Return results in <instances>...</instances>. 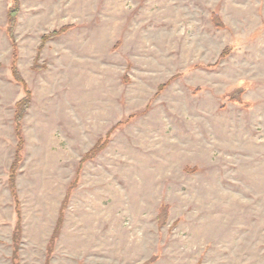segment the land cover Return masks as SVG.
Returning a JSON list of instances; mask_svg holds the SVG:
<instances>
[{
	"label": "rangeland",
	"instance_id": "rangeland-1",
	"mask_svg": "<svg viewBox=\"0 0 264 264\" xmlns=\"http://www.w3.org/2000/svg\"><path fill=\"white\" fill-rule=\"evenodd\" d=\"M0 264H264V0H0Z\"/></svg>",
	"mask_w": 264,
	"mask_h": 264
},
{
	"label": "trees",
	"instance_id": "trees-1",
	"mask_svg": "<svg viewBox=\"0 0 264 264\" xmlns=\"http://www.w3.org/2000/svg\"><path fill=\"white\" fill-rule=\"evenodd\" d=\"M17 11V10H16ZM16 11H13V13L11 14V11L9 12V15H8V26H7V32L9 34L10 37H12V32H13V26H14V15L16 14ZM213 19L215 20L216 22V25L217 26H220V24L218 23L217 21V16L216 14H214V17ZM69 26H65V27H62L60 28L59 30H56V31H52L51 33L49 34H46L42 37V40H41V43L39 45V50L43 47L45 41L49 38H52L54 36H57L59 35L60 33L64 32L66 29H68ZM13 42V46H14V40L12 41ZM15 56V55H14ZM15 57L13 58V66H12V72H13V77L15 80H17L19 83H21L23 85V80L22 78H20L19 76V73H18V70L16 69L15 67ZM25 91H26V96L20 100L18 103H17V109H16V113H15V130H16V135H17V138L19 140V145H18V149H20V144H21V141H22V137L20 135V120L23 116V112L26 110L27 106H28V101H29V91L27 88H25ZM90 152L86 153L82 160H84L88 155H89ZM13 173H11V176H10V182L12 184V179H13ZM17 212V216L19 218V212H18V209L16 210Z\"/></svg>",
	"mask_w": 264,
	"mask_h": 264
}]
</instances>
